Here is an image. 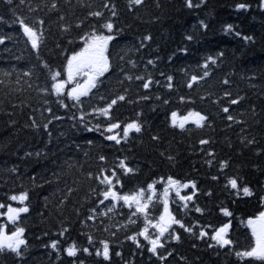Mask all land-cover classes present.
Returning <instances> with one entry per match:
<instances>
[{
  "label": "trees",
  "instance_id": "16d2710c",
  "mask_svg": "<svg viewBox=\"0 0 264 264\" xmlns=\"http://www.w3.org/2000/svg\"><path fill=\"white\" fill-rule=\"evenodd\" d=\"M191 2L0 0V204L26 193L28 208L15 223L0 208V227L23 228L25 240L20 255L0 251V264H264L236 256L254 244L247 221L264 209V7L262 0ZM20 20L37 31L38 49ZM94 34L113 36L108 71L80 102L67 95L69 84L58 96L52 85L65 79L68 59ZM121 95L109 117L100 115ZM173 112H199L204 126L174 127ZM133 122L140 132L119 144L106 139L115 132L106 131L111 123L120 131ZM104 176L119 195L154 185L152 223L163 211V182L194 183L179 191L192 200L175 190L167 197L172 216L191 231L173 224L160 237L144 215H132L135 205L105 200ZM230 179L252 194L232 189ZM225 224L233 243L221 247L211 237ZM146 226L163 245L156 254L139 235ZM72 245L77 254L70 257Z\"/></svg>",
  "mask_w": 264,
  "mask_h": 264
},
{
  "label": "snow or ice",
  "instance_id": "6c2138e0",
  "mask_svg": "<svg viewBox=\"0 0 264 264\" xmlns=\"http://www.w3.org/2000/svg\"><path fill=\"white\" fill-rule=\"evenodd\" d=\"M9 4L12 3V0H7ZM23 2V0H21ZM131 4L134 5H140L143 3V0H130ZM55 7V5H53ZM188 7H193V4L191 0H188ZM240 8H244L245 5H240ZM91 15L100 17L102 15L101 12H93ZM115 15V13H113ZM20 26L24 32V34L27 36L28 40L31 42V46L33 49L39 48V40L40 37L36 30H34L32 27L25 24L23 20L19 21ZM104 28H106L109 32L113 31V24L112 23H106L103 25ZM113 39V36H105V35H93L91 39H85L84 41V48L77 54L73 55L71 59L67 62V81H60L56 82L52 85L53 89L55 90L56 94L63 95L64 90L66 88V85L68 83L73 82L76 80L77 77L86 78L83 80V83L77 81L75 87H73L71 90L67 92V95L77 101L80 102L81 97L87 96L92 88L96 87L97 79L104 75L105 72L108 71L109 63H108V57L105 55L107 50V45L109 41ZM0 43H3L2 40H0ZM215 61H213L214 63ZM151 63V61H149ZM205 68H207V65H205ZM208 73L205 72V75ZM60 76V73L57 72L52 76V80L56 81L57 78ZM130 79V77H129ZM136 79L142 80L143 77L137 76ZM171 77H168V80L171 81ZM192 80L195 82L197 80V77L193 76ZM225 83H228V81H224ZM151 84V80L145 82L143 84V87L147 89L149 85ZM171 85L169 84V87ZM192 85L189 84V87ZM123 101L125 100V97L123 95L118 96L116 99L111 100V102L107 105V107L99 109V113L102 116L109 117L110 111L112 107L117 103V101ZM232 104L238 103L237 100H232ZM225 113L229 112V109L225 107L223 109ZM83 119V117H81ZM172 124L174 127H179L180 129H184L185 125L188 123L195 124L196 127H203V122L206 120V117L201 115L199 112H189L187 116L178 117L177 113H172ZM229 120L232 119L231 116L228 117ZM47 127V126H45ZM119 123H111L110 126L106 128V131L113 132L114 129L120 128ZM92 129H89L91 131ZM135 131L140 132L141 127L138 123H128L123 128V136L125 138L128 137L129 132ZM108 140H113L117 144L120 143V140L117 138V135H109L106 137ZM202 144H207L208 141L202 140ZM103 159V157H101ZM120 167L124 168L126 172H131V168H127L123 161L120 162ZM113 175H115L113 173ZM213 179H216V177H213ZM101 183H106L109 186V189L105 192H103V196L105 200H107L109 197L113 201H123L125 205H128L130 208L132 205H135V211L132 212V215L136 214H142L145 216L146 223L149 224L152 228H155L159 232V236L162 237L166 232L169 231L171 226L173 224H179L180 227L185 228V231H191V229L186 228L184 224H182L179 220H177L174 216L171 215V213L168 210V200L167 197L169 195V187H178L179 182L169 178L167 183L169 187H166L163 191V214L159 216V219L152 223L150 220H147V209L149 206V203L152 200V196L156 194L154 185L150 184L148 185V191L151 193L147 197V200H145V192L144 190H140L139 192L131 195H119L117 192L111 190L112 186V180L108 176H104L103 179L100 181ZM228 184L231 186L232 189H237L238 191H242L244 195H251V191L248 187H243L242 189L239 188L237 180L236 179H230L228 181ZM183 187H189V185L185 184ZM191 187L195 189L196 185L194 183L191 184ZM176 195L179 196V198L182 201H190L192 200V196H181L180 192L177 191ZM13 201H19L21 204L24 203L25 200H27V194H21L19 196L13 195L10 197ZM103 203V201H101ZM187 207V204L184 205ZM4 204H0V208H4ZM111 210V209H109ZM197 211H200L199 208L196 209ZM28 212L27 207H21V208H14L11 206L7 207V218L10 222L15 223L18 219L20 213H26ZM224 215L230 216L231 213L228 212L226 209L224 210ZM134 222V221H133ZM248 227L251 229L252 236L254 238V244L246 251H240L236 252V256L239 258H248V259H254L257 261H264V212H261L258 217L255 219H249L247 221ZM230 225L225 224L224 226L220 227L215 234L211 237L212 240L216 241V243L221 246H228L231 245L233 242L227 238V231ZM24 234L23 228H16L15 231L12 232L11 235H7L4 228L0 227V251H3L5 249L16 253L17 255H20V248L22 245L25 244V240L22 239ZM139 235L143 236L145 240H148V242L151 244L150 251L153 254H156L158 247H163V245L160 243L159 237L158 238H151L148 233V227L146 226L142 232L139 233ZM206 233L201 232L200 236H205ZM134 242L136 240V237H130ZM176 239L178 240L179 237L177 236ZM89 242L91 243V238H89ZM139 246V245H138ZM51 247L53 249H56L57 242H53L51 244ZM68 256H75L77 254V249L75 245H72L67 250ZM83 251L87 252L88 249L85 248ZM97 255H101V253L98 251L96 253ZM171 253H169L170 255ZM103 256L104 259H108V244L104 243L103 245Z\"/></svg>",
  "mask_w": 264,
  "mask_h": 264
},
{
  "label": "rangeland",
  "instance_id": "374dc122",
  "mask_svg": "<svg viewBox=\"0 0 264 264\" xmlns=\"http://www.w3.org/2000/svg\"><path fill=\"white\" fill-rule=\"evenodd\" d=\"M263 4H264V0H263ZM68 77H67V73H66V79H67ZM84 79H86V78H82V82L81 83H83V80ZM75 87V86H74ZM188 114H185V115H178L177 114V116L178 117H183V116H187ZM167 181L168 180H166L165 181V187H169L168 186V183H167ZM185 184H187V185H191L190 183H180L179 182V186L178 187H169L170 189H173V190H182V189H189V187H183V185H185ZM19 204V205H18ZM18 205V206H17ZM8 206H11V207H14V208H21V207H26V205H25V201H24V203L23 204H21L19 201H11V203H9L7 206H6V208H5V210H4V214H5V217L7 218V207ZM262 212H264V209H263V211ZM261 213V212H260ZM259 213V214H260ZM259 214L257 215V216H255V217H253L252 219H255L256 217H258L259 216ZM8 219V218H7ZM13 231H15V230H13ZM12 231V232H13ZM12 232H8L7 231V235H11L12 234ZM22 239H23V237H22Z\"/></svg>",
  "mask_w": 264,
  "mask_h": 264
}]
</instances>
